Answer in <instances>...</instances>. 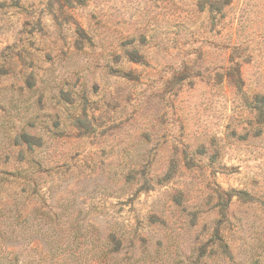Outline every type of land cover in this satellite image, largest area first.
<instances>
[{
	"label": "rangeland",
	"instance_id": "1",
	"mask_svg": "<svg viewBox=\"0 0 264 264\" xmlns=\"http://www.w3.org/2000/svg\"><path fill=\"white\" fill-rule=\"evenodd\" d=\"M264 264V0H0V264Z\"/></svg>",
	"mask_w": 264,
	"mask_h": 264
},
{
	"label": "trees",
	"instance_id": "2",
	"mask_svg": "<svg viewBox=\"0 0 264 264\" xmlns=\"http://www.w3.org/2000/svg\"><path fill=\"white\" fill-rule=\"evenodd\" d=\"M99 244L92 243L82 251L83 259H78L72 264H139L141 259L135 257V238H130L126 233L110 232L101 238ZM258 264V261L253 263Z\"/></svg>",
	"mask_w": 264,
	"mask_h": 264
}]
</instances>
